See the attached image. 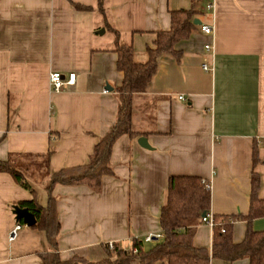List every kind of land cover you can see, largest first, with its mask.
<instances>
[{
	"label": "crops",
	"instance_id": "1",
	"mask_svg": "<svg viewBox=\"0 0 264 264\" xmlns=\"http://www.w3.org/2000/svg\"><path fill=\"white\" fill-rule=\"evenodd\" d=\"M207 1L104 0L101 12L98 0H0V161L52 150V174L87 164L98 139L115 124L123 74L116 69L112 30L144 62L156 33L169 31L170 12H197L199 24L174 45L177 54H162L145 92L133 96L132 129L151 149L124 135L112 148L114 175L103 178L98 192L53 188L62 261L97 262L108 243L128 249L133 239L161 235L160 211L173 176L208 182L211 216L248 214L252 171L264 200V0H214L206 10ZM200 25L212 26L213 36ZM203 63L213 71L203 72ZM52 72L74 73V85L52 94ZM28 182L45 208L49 180ZM31 198L0 173V264H42L40 256L50 252L45 234L22 223L9 240L13 206ZM252 227L264 231V217ZM245 231V221L234 222L233 242H242ZM211 242L212 227L198 225L193 244L210 250Z\"/></svg>",
	"mask_w": 264,
	"mask_h": 264
},
{
	"label": "trees",
	"instance_id": "2",
	"mask_svg": "<svg viewBox=\"0 0 264 264\" xmlns=\"http://www.w3.org/2000/svg\"><path fill=\"white\" fill-rule=\"evenodd\" d=\"M103 1L98 0V9L103 12ZM81 8L80 6H77ZM197 12L179 10L170 12L169 31L157 32L154 48L146 50V60L137 62L130 44H121L120 35L115 36L114 53L117 55L116 69L123 74V81L116 89L118 109L112 129L98 139L87 164L66 168L57 173L49 172V160L53 154H10L0 161V173L9 174L21 188L32 196L30 201L19 202L14 206L27 209L36 219L32 227L45 234L50 252L40 256L42 264H211L212 260L233 263L248 259L249 264H264V231H255L253 221L264 217V200L259 199L260 180L251 173L250 207L246 216H212L211 248H198L193 244L196 227L203 224L202 217L210 213V189L208 182L198 177L173 176L168 181L167 199L161 208L159 224L162 240L145 248L144 241L133 239L128 249L115 244L113 250L108 244L103 246L104 258L91 262L80 257L62 261L58 254L59 220L56 200L52 190L56 185L85 186L94 192L100 190L103 178L113 176L110 157L113 145L122 136L138 138L142 134L132 129V99L145 92L147 85L156 73L158 59L162 54L176 55L174 45L186 40L196 21ZM257 146L253 148L252 165L257 164ZM48 179L46 192L48 203L41 207L36 194L28 181L38 183ZM13 206V207H14ZM246 222L245 236L240 243L232 238L234 222ZM136 250V252H134Z\"/></svg>",
	"mask_w": 264,
	"mask_h": 264
},
{
	"label": "built area",
	"instance_id": "3",
	"mask_svg": "<svg viewBox=\"0 0 264 264\" xmlns=\"http://www.w3.org/2000/svg\"><path fill=\"white\" fill-rule=\"evenodd\" d=\"M214 5V0H208L207 3L205 4V9L206 10H210L213 9ZM200 31L205 34V35H209V36H213L214 34V30L212 26H208V25H200L199 26ZM204 50L206 52H209L212 50L211 45H205ZM201 69L203 72H212L214 67L212 65H209L207 63H203L201 65ZM49 81H50V86H51V93L52 94H58L62 91H64L65 89H67L70 86H73L75 83V74L74 73H69L67 77L63 76L61 73L59 72H52L49 76ZM179 100H183V97H179ZM210 189V185L208 184L207 186ZM201 222L205 225L214 226L213 220H212V216L210 214L206 215L205 217H202ZM22 228V225L20 223H16L14 225V227L12 228V230L9 233V240L12 241L16 238L17 236V232ZM158 237H162V235H155V236H146L143 241L144 243H148L151 242L153 238H158ZM113 243H108V249L110 251L113 250ZM134 252H136V250H134Z\"/></svg>",
	"mask_w": 264,
	"mask_h": 264
},
{
	"label": "water",
	"instance_id": "4",
	"mask_svg": "<svg viewBox=\"0 0 264 264\" xmlns=\"http://www.w3.org/2000/svg\"><path fill=\"white\" fill-rule=\"evenodd\" d=\"M194 24L197 25L199 22L194 21ZM98 35H102L104 33V29H101L96 32ZM137 143L145 148L151 149L147 143V139L145 137H140L137 140ZM12 214L15 217L16 223H22L27 228H32L36 224V219L33 214H31L27 209L20 208L18 206H14L12 208Z\"/></svg>",
	"mask_w": 264,
	"mask_h": 264
},
{
	"label": "rangeland",
	"instance_id": "5",
	"mask_svg": "<svg viewBox=\"0 0 264 264\" xmlns=\"http://www.w3.org/2000/svg\"><path fill=\"white\" fill-rule=\"evenodd\" d=\"M43 235V233H41Z\"/></svg>",
	"mask_w": 264,
	"mask_h": 264
}]
</instances>
